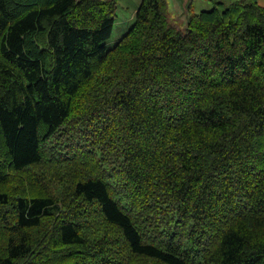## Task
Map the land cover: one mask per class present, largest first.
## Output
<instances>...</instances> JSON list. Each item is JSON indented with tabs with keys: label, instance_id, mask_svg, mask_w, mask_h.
Instances as JSON below:
<instances>
[{
	"label": "trees",
	"instance_id": "trees-1",
	"mask_svg": "<svg viewBox=\"0 0 264 264\" xmlns=\"http://www.w3.org/2000/svg\"><path fill=\"white\" fill-rule=\"evenodd\" d=\"M221 6L110 48L117 0H0V264H264V7Z\"/></svg>",
	"mask_w": 264,
	"mask_h": 264
},
{
	"label": "rangeland",
	"instance_id": "rangeland-1",
	"mask_svg": "<svg viewBox=\"0 0 264 264\" xmlns=\"http://www.w3.org/2000/svg\"><path fill=\"white\" fill-rule=\"evenodd\" d=\"M222 1L224 6H227L235 0H194L193 1V11L200 12L202 10H210L215 6V2ZM117 17L114 25V30L110 39H108L105 44L108 47H113L115 44L124 36V31L130 29L135 21V15L137 9L139 8L142 0H117ZM224 6H221L224 8ZM123 31V32H122ZM126 32V31H125ZM46 126L40 127V132L43 134Z\"/></svg>",
	"mask_w": 264,
	"mask_h": 264
},
{
	"label": "water",
	"instance_id": "water-1",
	"mask_svg": "<svg viewBox=\"0 0 264 264\" xmlns=\"http://www.w3.org/2000/svg\"><path fill=\"white\" fill-rule=\"evenodd\" d=\"M194 0H170L171 10L174 13V20L183 25V29L190 27L191 6Z\"/></svg>",
	"mask_w": 264,
	"mask_h": 264
},
{
	"label": "crops",
	"instance_id": "crops-1",
	"mask_svg": "<svg viewBox=\"0 0 264 264\" xmlns=\"http://www.w3.org/2000/svg\"><path fill=\"white\" fill-rule=\"evenodd\" d=\"M257 2L259 3V5H261L262 7H264V0H257ZM124 31V33L126 34L127 33V31H128V29H126V30H123ZM122 31V32H123ZM126 31V32H125ZM124 34V35H125ZM122 38V37H121Z\"/></svg>",
	"mask_w": 264,
	"mask_h": 264
}]
</instances>
